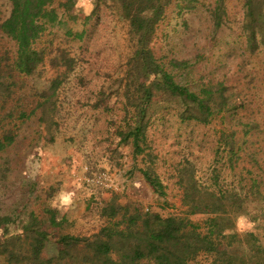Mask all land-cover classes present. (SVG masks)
<instances>
[{"label": "rangeland", "instance_id": "obj_1", "mask_svg": "<svg viewBox=\"0 0 264 264\" xmlns=\"http://www.w3.org/2000/svg\"><path fill=\"white\" fill-rule=\"evenodd\" d=\"M73 3L71 11L58 10V19L36 41L46 51L37 73L11 87L24 116L0 120V133L14 136L0 152V242L23 238L32 214L48 236L40 258L57 256L60 236H89L106 225L103 212L110 204L116 220H123L114 228L115 239L135 247L138 240L125 229L129 216L185 215L183 194L194 183L222 193L228 199L222 204H240L231 213L233 231L250 233L243 240L247 254L264 249V45L248 42L243 0H197L190 8L167 9L152 39L154 56L191 90L222 84L227 106L203 123L181 119L179 104L155 96L140 154L119 139L135 113L123 89L133 51L128 21L113 0ZM10 8L9 0H0V20ZM14 50L0 33V57ZM59 54L66 63L55 66ZM54 82V106L44 111L36 90ZM10 108L7 103L0 114ZM146 168L162 193L147 183ZM114 177L119 182L111 187ZM65 189L73 193L61 204ZM208 216L187 217L201 224ZM14 242L15 249L25 247V241ZM0 264H9L4 255ZM192 264H213L212 257L200 253Z\"/></svg>", "mask_w": 264, "mask_h": 264}, {"label": "trees", "instance_id": "obj_2", "mask_svg": "<svg viewBox=\"0 0 264 264\" xmlns=\"http://www.w3.org/2000/svg\"><path fill=\"white\" fill-rule=\"evenodd\" d=\"M113 1L118 4L121 15L128 21L133 48L126 62L123 89L127 100L131 102V98L133 99L131 105L135 107V113L128 129L119 132L121 142H130L134 154L142 153V145L146 143L148 111L155 96H160L165 102L179 104L180 118L183 120L205 123L215 112L225 109L227 98L222 94V84H217L216 87L205 85L199 91L191 90L174 79L172 73L154 56L151 46L167 9L172 4L178 8H190L197 0ZM9 2L10 13L0 20V33L13 42L15 50L11 55L5 53L0 57V110L7 103H10L11 108L7 114H0V120L4 117L14 119V113H18L19 118L24 116L19 104L17 107L13 104L15 92L11 87L17 85V78L23 79L37 73V68L45 61L46 51L37 47L36 41L46 31L47 24L58 19L59 9L71 11L75 4L73 0ZM243 7L245 25L249 28L248 42L264 45V0H243ZM57 56L52 64L58 66L66 63L60 60L61 56ZM56 87L57 82H54L46 89L36 90V103L46 107L43 108L44 111H48V105L54 106L55 102L51 98ZM232 135L234 136L233 133L230 134ZM13 138L10 131L0 133V152L13 142ZM226 144L232 155L233 147ZM142 172L152 189L162 193V184L151 175L149 168ZM224 198L222 193L219 195L215 190L198 188L193 183L183 194L185 215L162 217L155 213L145 214L141 218L129 216L125 229L138 240L139 244L135 247L118 244L114 228L123 220H116L117 209L108 204L103 212L108 220L106 225L89 236H60L58 243L62 245V249L57 256L47 259H41L39 255L48 236L45 231L39 230L35 220L33 221L36 218L31 214V222H26L22 227L24 237L10 236L0 242V255H4L9 264L21 263L23 259L28 264H139L142 260H148L152 264H192L193 259L203 253L212 257L213 264H264V249L252 248L255 254H247L243 248V240L250 233H237L231 226V213L241 209V205L222 204L223 200H228ZM234 199L237 197L234 196ZM195 214L209 216L200 224L187 217ZM54 215L52 213L51 222H54ZM6 220L3 218L1 222L6 223ZM227 230L230 232L226 233ZM14 241H25V247L15 249Z\"/></svg>", "mask_w": 264, "mask_h": 264}, {"label": "crops", "instance_id": "obj_3", "mask_svg": "<svg viewBox=\"0 0 264 264\" xmlns=\"http://www.w3.org/2000/svg\"><path fill=\"white\" fill-rule=\"evenodd\" d=\"M66 178V177H65ZM117 180V178H115L114 177V179H112V180H110L109 182V184L111 185V187H112V183H111V181H116ZM118 181V180H117ZM116 181V182H117ZM119 182V181H118ZM118 182L116 183V184H118ZM76 189V188H75ZM102 189H104V188H102ZM106 189H108V188H106ZM73 193V192H72ZM68 189H65V191H64V193L62 194V198H60L61 200H60V203L61 204H66L63 200L64 199H67L68 200V197L70 198V200H71V194H72ZM69 200V201H70ZM107 201V200H106ZM106 203V202H105ZM64 208H65V206H64ZM65 218L64 219H67L68 217H66V215L64 216ZM62 220H63V218H62ZM67 221H69V219H67Z\"/></svg>", "mask_w": 264, "mask_h": 264}]
</instances>
